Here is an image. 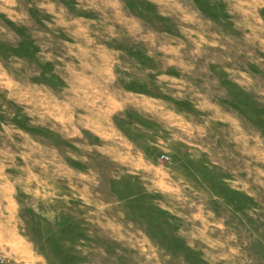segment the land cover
<instances>
[{"label": "rangeland", "instance_id": "obj_1", "mask_svg": "<svg viewBox=\"0 0 264 264\" xmlns=\"http://www.w3.org/2000/svg\"><path fill=\"white\" fill-rule=\"evenodd\" d=\"M0 264H264V0H0Z\"/></svg>", "mask_w": 264, "mask_h": 264}, {"label": "built area", "instance_id": "obj_2", "mask_svg": "<svg viewBox=\"0 0 264 264\" xmlns=\"http://www.w3.org/2000/svg\"><path fill=\"white\" fill-rule=\"evenodd\" d=\"M2 259H3V256H2V254L0 253V262L2 261Z\"/></svg>", "mask_w": 264, "mask_h": 264}]
</instances>
